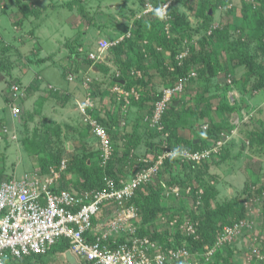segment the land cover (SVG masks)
Here are the masks:
<instances>
[{
    "label": "trees",
    "instance_id": "1",
    "mask_svg": "<svg viewBox=\"0 0 264 264\" xmlns=\"http://www.w3.org/2000/svg\"><path fill=\"white\" fill-rule=\"evenodd\" d=\"M148 1L151 5L159 7L168 0ZM214 1L200 0L199 3L201 8L197 16L203 20L201 27L204 32L210 29L209 22L212 20L213 13L221 8L225 1L228 2V0ZM71 5L68 4L69 8L72 7ZM20 8L22 19L38 18L42 15L41 11L34 10L27 5L22 4ZM209 12H211V15H209ZM227 12L228 16H231V19H233L231 24L228 23L230 26L224 29L211 30V35L209 36L204 34L198 45L199 47L189 46L188 53L183 58L181 64H179L176 58L183 51V49L181 51V40L170 38L164 30L162 19L155 14L136 20L133 25L134 27L130 30V38H124L117 45L111 46L106 51L110 55L108 56L106 53L109 62H99L89 59L88 55L94 53L96 49L92 52L93 50L89 51L87 48H82V45H80V48L77 46L74 48V44H69L71 59L76 58L78 51L82 50L80 53L85 54L82 62L83 66L97 68L99 73L104 76L109 75L111 68L108 64H112L114 69L120 73V78L112 76L108 85L115 84L122 86V82L124 81L123 87L127 91L135 89L139 92L138 100L130 98L132 107L137 108L138 118L135 124L132 125L131 133L127 132L126 124L123 125L125 128L119 125L122 113L121 105L118 103L116 105H118L119 110L115 114L113 124L109 125L105 120L97 118V123L107 130L106 132L112 139L111 143L114 150L110 159L106 164L103 163L100 160L98 150L89 152L88 154H86L87 152L83 153L81 157L72 154L71 160H68L67 166L64 164L65 168L60 173L64 174L68 169L70 173L77 176L79 180L78 184H73V192L63 187L62 184L56 186L54 183L50 188L55 193L62 190H67L77 194V196L95 193L104 190L108 180H113L115 183L122 180L125 176L124 170H136L132 168L134 163L131 162L139 159L136 151L141 142L139 133L143 127L141 116L144 115V112L152 115L156 102L162 97V91L159 92L157 89H153L155 81L158 78L161 80L160 84L165 88L173 87L182 81L184 82V89L179 95L180 97L172 100L165 114L162 116V129L146 130L148 134H153L149 141L147 139V146L149 152L154 155V158L150 163L141 165V167L145 168L155 165L157 156L163 152L165 136L170 148L179 147L196 152L214 147L223 131L228 134L233 130L234 126L230 123L231 115L239 113L242 107H237L236 101L234 104H231L229 100L224 98L223 94L230 90L226 81L229 80V84L233 82V85L240 88V92L242 90L244 95L253 92H264V61L254 51L255 48L257 50L260 49L264 57V0H242L239 9L230 8ZM169 14L172 17L170 21L172 24L171 31L174 34H178L179 39L191 40L192 35L189 33L190 25L187 17L177 9L170 10ZM250 19L254 23L251 27L252 30L249 27ZM21 21L20 19L17 25H21ZM129 29L126 31L123 28L122 36H126L129 33ZM231 29L235 30L239 35L238 40L232 43L230 42ZM248 33L251 34L247 35ZM118 39L119 37L111 41L114 42ZM144 42H147V45ZM206 45L209 46L208 50L204 49ZM211 46H215L214 49L217 50H214ZM226 47L229 48L227 49ZM167 53L169 54V59L166 66L164 55ZM77 69L80 70L78 64L75 71H78ZM132 70L139 71L142 77L138 79L132 77ZM192 73L195 74V77L188 79ZM16 83L19 85V82ZM90 84H88L87 89H93V93L90 92L92 97L96 94H101L102 86L106 85L96 83L90 86ZM99 97L103 99L104 96L101 95ZM112 99L115 104L114 97ZM175 102L179 103L178 106L173 105ZM214 115H217V117ZM186 116L193 118V126L200 122L206 123V130H202L199 136L197 133L199 124L192 128L191 125L189 126ZM247 126H250V128ZM244 127L248 128L247 133L244 131L248 140V147L255 152L262 153L264 151L263 122L260 121V126L256 128L253 125V120H251L249 123L244 124ZM42 128L45 140L47 139V142H49L48 144L51 143L50 137L55 138L61 144V130L58 125L51 120H47ZM188 133L198 136L189 138L187 137ZM45 140L41 136L36 137L35 135L31 139L27 138L23 140V145L27 146L30 154L38 157L37 167L40 169L41 174L47 173L48 169L52 167L56 171H59L62 162L65 163L60 152L49 157L39 156V150L45 143ZM194 141H197V143ZM209 161L200 165H194L181 163L178 160H166L159 170L158 178L140 187L135 192L134 198L129 203L137 208L138 216L141 219V227L137 230L138 236H147L161 243L164 249L184 246L198 259L202 258L200 260H203V253L205 254V250L211 248L216 243L223 227L233 225L235 222L243 219L242 208H239L241 205H238L235 201L226 202L217 209L211 208L213 202L215 203L216 201L218 190L210 186V184L203 186L201 183L202 174L209 170ZM129 162L131 163L130 165H128ZM176 166L183 167L189 173L193 170L192 167L196 166L195 168L198 169V172L195 177H187V180L177 182L171 176V171ZM1 180L0 175V184ZM162 182L167 187L173 188L179 186L184 189H190L187 198L191 199L192 204L197 209L189 211L187 207L188 203H186V200H182L180 201L179 212L173 213L172 208L163 203ZM201 187L202 189H200ZM199 190H202L203 194H199ZM161 217H167L168 221H171V225L167 224L165 232L160 229L162 227L161 224H158ZM185 220L196 224L194 226V235H187L181 231L180 227ZM262 230L264 231V225L262 226ZM117 242H122V239L117 240ZM67 250L68 243L62 241L54 246L45 256L51 254L54 257L55 254H62ZM235 251L241 250L237 246H223L209 259L212 264H233ZM45 256H30L21 260H14L8 264H32L35 260H43ZM260 264H264V261H260Z\"/></svg>",
    "mask_w": 264,
    "mask_h": 264
},
{
    "label": "rangeland",
    "instance_id": "2",
    "mask_svg": "<svg viewBox=\"0 0 264 264\" xmlns=\"http://www.w3.org/2000/svg\"><path fill=\"white\" fill-rule=\"evenodd\" d=\"M241 2L242 0L225 1L221 8L213 13L212 20L209 22L210 29L204 32L201 27L203 20L197 16L201 8L199 5L200 0H170L168 12L172 9H179L192 13V15L188 14L189 16L187 13L184 14L190 25L189 33L192 35V38L191 40L179 39V35L171 31V22L168 26L169 32H165L170 38L181 40V51L183 49L182 52L188 53L190 45L199 47L198 45L204 34L209 36L211 35V30L224 29L230 26L228 23L231 24L233 19H231V16H228L227 11L230 8L239 9ZM146 3V0H0V174L5 177L2 182L19 180V178L13 175L7 176L4 174L11 170L14 171L16 167L20 175H23V172L29 173L32 171L30 174L26 173L24 177L29 176L33 181H42L47 178L53 184L57 182L60 185L62 184L66 189L74 192L73 184L77 185L79 181L77 176L70 173L68 169L64 174L60 173L62 166L64 164L67 166L68 160H71L72 154L81 157L83 153L87 152L86 154H88L89 152L98 150L100 160L102 162L104 161L102 160V150L99 148V140L95 139L96 137L94 136L90 120L97 121L98 118L105 120L109 125L113 124L115 114L119 110L116 104L119 102L118 104L121 105L122 113L119 125L125 128L123 125L126 124L127 132H132V125L135 124L138 118L137 108L132 107L130 102L128 104H122V101L116 99L119 96L117 94H115L116 103H113L112 97H114V93L112 90L117 85L108 84L112 76L120 78V73L114 68H111L109 75H107L109 79L105 76L100 82V85H106L102 86L101 94H96V97L102 95L104 96L103 99L101 97H89L90 99L85 102L87 98L84 96L76 104V107L71 108L70 123L67 125L72 126L73 130L69 136L63 137V139L60 138L61 144L53 137L49 138L51 143L48 144L49 142H47V139L45 140V136L43 135L42 126L50 119L48 117L54 116L53 112L47 107L46 112L48 114L43 113L47 119L40 121L39 118L37 121V111L43 109L44 100L37 99L34 106H32L27 104L26 97L30 96L34 90L39 89V85H41L40 88L44 91H51L45 84L51 85L52 88H57V86L64 83L63 77H67L68 82L75 83L77 80L75 74H80L78 77L76 76L78 78L77 82L83 88L86 87V84L91 83L90 86H93L99 83L98 81L92 80L91 75L93 73L91 72L92 70H89L91 68L85 65L83 66L82 64L85 54H81L79 50L76 58L71 59L69 44H74V48L76 46L80 48V45H82V48H87L89 51L93 50L92 52H94L101 41L106 40L112 42L111 40L114 38L122 36L123 28L127 31L131 26L129 31L132 30L135 20L139 18L143 19L145 16L143 7ZM22 4L30 6L34 10L41 11L42 15L38 18L31 17L27 20L22 19V11L20 8ZM68 4H72V7L69 8ZM6 9L7 11H5ZM20 19L22 23L17 26V22ZM253 25V20L250 19V29ZM230 34L231 43L238 40L239 35L235 30L231 29ZM249 34L251 33L247 35ZM229 47L226 48L228 49ZM211 48L214 49L215 46H211ZM204 49L208 50L209 46L206 45ZM254 51L264 61L261 50L255 48ZM106 53L104 52L103 54L104 59L102 62H106ZM107 55L110 56L109 52ZM164 58L165 65L167 66L169 54L164 55ZM77 64L80 70L77 69L78 71H75ZM134 74V70H132L131 76L138 79L137 74ZM88 77L91 79V82L90 79L89 82L86 81ZM94 81L95 83H93ZM16 82H19L20 86ZM226 83L230 87V90L223 94L225 96L224 98L228 100V93L235 91L237 94L236 96H232L234 98L233 100L237 102V107H242L241 113L236 114L242 116V113H245V115L250 116V114L253 115L254 113L251 112L248 114L249 110L260 107L259 111L263 113L260 117L264 125V94L255 96V92H253L244 95L242 90L240 92V88L233 85V82L229 84L226 81ZM14 86H18L19 92L23 93L24 97H20V94H18L19 97H15L12 94L11 90ZM155 89L160 92L166 88L163 85H155ZM90 92L93 93V89ZM176 96L180 97L179 94ZM84 114H86L87 118H85ZM143 114L141 116L143 127L139 131L141 142L136 151L139 159L131 162L134 163L132 168L136 167L137 170L143 169L141 165L150 163L154 158V155L149 152L147 146V139L149 141L153 134H148L146 130H155L156 128L152 126V115L149 113L146 114L145 112ZM214 116L217 117V115ZM186 120L192 128L199 124V129L197 130L199 136L200 132L205 130L204 127H207L206 123L201 122L193 126V120L190 116H186ZM254 127L258 128L257 125H254ZM231 131L228 134L223 131L216 143H225L227 141L226 138L232 134ZM34 135L36 137L41 136L45 140V143L39 150V156L49 157L59 152L61 153L65 163L62 162L59 171H56L52 167L48 169L47 173L41 174L40 169L36 167L38 157L30 154L27 146L23 145L24 139H31ZM107 136L109 137L108 133ZM195 136L198 135L192 133H188L187 135L189 138H194ZM111 140V137H109V142L112 147ZM7 144L8 147L6 146ZM69 146L73 148L69 150ZM96 146H98V149ZM231 146L234 147L232 148ZM9 147H11L9 154L12 161L10 163L7 162L6 169L10 170L7 171L5 169L7 159L5 160L4 155ZM230 148H232V153ZM113 150L114 148L112 147V153ZM19 161L22 165H18ZM209 162V170L202 174L201 183L203 186L210 184V186L218 190L216 201L215 203L213 202L211 208L217 209L226 202L235 201L238 205H241L239 208H242L241 210L243 211V219L237 222L245 223L244 228L241 229V233L236 239L230 244L225 245H229V247L237 246L241 250L235 251L233 264H260V261H264V231L262 230V226L264 225V151L258 153L251 150L248 146L243 148L239 146L235 147V142L229 140L228 143L219 148L217 154ZM131 163L129 162L128 165ZM195 167L193 166V170L189 173L183 167L176 166L172 169L171 176L177 182L187 180V177L192 178L196 176L198 169ZM124 172L125 176L123 180L128 181L134 176L136 170L130 171V169H126ZM174 188H179L180 194L178 197H176L172 190ZM188 193L189 190L183 187H167V189H163V203L172 208L173 213L179 212L180 201L182 200H186V203H188L187 207L189 211L196 210L197 208L194 207L191 199L187 198ZM109 216L110 208L104 207L100 216L96 218V220L98 219L97 223L102 224ZM140 222L141 219L137 215L131 223L132 229L136 230L140 228ZM170 222L167 217H161L158 221V224L162 226L160 229L165 232L167 224H170ZM121 228L120 226L118 227L119 235L115 234V239L119 236H125V232ZM200 259L197 258L196 264H212L211 261ZM33 264L69 263L63 254H55L54 257L50 254L43 258V260L36 261Z\"/></svg>",
    "mask_w": 264,
    "mask_h": 264
},
{
    "label": "built area",
    "instance_id": "3",
    "mask_svg": "<svg viewBox=\"0 0 264 264\" xmlns=\"http://www.w3.org/2000/svg\"><path fill=\"white\" fill-rule=\"evenodd\" d=\"M169 6L170 0L160 7L147 4L143 13L160 17L166 23L168 32L171 20L168 12ZM130 36L129 32L114 42L101 41L96 51L90 53L88 58L93 61H103L104 52ZM186 55L187 52H182L177 56L179 64ZM193 77H195L194 73L190 74L188 79ZM86 81L89 82L88 79ZM228 82L230 83L229 80ZM183 89L184 82L180 81L173 87L162 91V97L156 102L151 116L153 127L158 130L162 129V116L172 99L180 95ZM112 91L121 96L126 104L129 103V98L136 95L134 90L125 91L119 86H115ZM11 92L15 97H19L18 94L24 97V94L19 92L18 86H14ZM250 117L251 115L244 116L246 121ZM90 124L93 127L94 136L99 140L102 160L106 164L112 155L109 137L104 127L95 120H90ZM206 128L204 127L205 130ZM166 139L165 136L163 152L157 156L155 165L137 170L128 181L122 179L115 183L113 180H108L106 188L95 193H87L83 196H77L67 190L55 193L50 188L53 184L50 180L45 184H39L37 180L29 182L27 178L23 181L2 182L0 184V264H7L33 255H47L62 241L68 243V251L80 264H195L191 262L195 255L184 246L164 249V246L148 237H138L136 230L131 227L133 219L138 215L137 208L129 202L140 187L158 178L159 170L166 160L200 165L214 157L228 138L225 143L218 142L212 148L196 152L179 147L170 148ZM64 168L63 165L61 169ZM161 186L167 189L165 183L162 182ZM172 190L178 197L179 188ZM187 190L190 191V189ZM198 193L203 194L201 190ZM110 204L113 205V209L105 223L104 231H96L95 218L104 207ZM195 225L185 220L180 229L187 235H194ZM119 226L122 227L125 236L115 239V234L119 235ZM244 226L245 223L237 222L223 227L216 243L205 250V259H209L222 246L236 239ZM118 238L123 241L118 243Z\"/></svg>",
    "mask_w": 264,
    "mask_h": 264
},
{
    "label": "crops",
    "instance_id": "4",
    "mask_svg": "<svg viewBox=\"0 0 264 264\" xmlns=\"http://www.w3.org/2000/svg\"><path fill=\"white\" fill-rule=\"evenodd\" d=\"M146 2H147V4H149L150 2L148 1V0H146ZM144 8V7H143ZM8 9V8H7ZM7 9L5 10V11H7ZM179 10V9H178ZM180 11V13H182V14H186L187 13V15L188 14H190V15H192V13L191 12H189V11H187V10H179ZM148 16H150V15H146V16H144L143 17V19L144 18H146V17H148ZM189 16V15H188ZM136 20H140V19H136ZM135 20V21H136ZM18 26V25H17ZM130 28H131V26H130ZM130 32V31H129ZM169 32V31H168ZM167 32V33H168ZM83 34H87V33H83ZM130 35H131V33H130ZM121 37H124V36H121ZM121 37H119V38H121ZM130 38V37H129ZM144 44H146L147 45V42H144ZM107 60H108V58L106 57V59H105V61L107 62ZM108 62H109V60H108ZM52 64V63H51ZM109 65V67L110 68H114L113 66H112V64H108ZM89 70H92L91 72L93 73L92 75H91V78H92V80H95V81H98L99 83L102 81V79H103V77H105L103 74H101V73H99V71H98V69L97 68H91V69H89ZM28 72V71H27ZM26 72V73H27ZM134 73L135 74H137V76H138V78H141L142 76H141V73L139 72V71H134ZM134 74V75H135ZM80 75V74H79ZM79 75H77V74H75V78L77 79L76 80V82L74 83V82H68L67 81V77L65 78V77H63V79H64V83H62L60 86H57V88H52V86L51 85H49V84H45V85H47L48 86V88L51 90V91H44L43 89H41L40 88V86L41 85H39V89H37V90H34V92L30 95V96H27L26 98H27V104L28 105H32V106H34V104H35V102L37 101V99H42V100H44L43 102V109H40V111H37V121H38V119L40 118V121H42L43 119H47L46 118V116L45 115H43V113H45V114H48L47 112H46V108L48 107V108H50V111L51 112H53V115L54 116H50V117H48V118H50L49 120H51V121H53L56 125H58L59 127H60V130H61V139H63V137H67V136H69V134L72 132V130H73V127L72 126H69V125H67L68 123H70V117H71V108H74V107H76V104H78L83 98H84V96H85V98H87L86 99V101L85 102H87L90 98L89 97H92L91 96V93H90V90H88L87 88H88V84H86V87H81L79 84H78V76ZM77 76V77H76ZM42 77V76H41ZM41 77H39V78H41ZM88 80L90 79L89 77L87 78ZM90 82H91V79H90ZM161 83V80H160V78H158L156 81H155V84H154V88L153 89H155V85H157V86H162V84H160ZM123 85H124V81L122 82V86H120V85H118L120 88H122L123 90H125V91H127L124 87H123ZM46 86V87H47ZM51 87V88H50ZM131 90H134L135 91V93H136V95L135 96H132V98H135L136 100H138V98H139V92L138 91H136L135 89H131ZM130 90V91H131ZM114 93V99H115V92H113ZM36 94V95H35ZM142 94V93H141ZM236 94H237V92H235V91H232V93H228V100L230 101V103L231 104H234V102H235V100H233L234 98L232 97L233 95H235L236 96ZM259 94H264V92H259V93H255L254 95L256 96V95H259ZM40 95V96H39ZM86 96H88V97H86ZM37 97V98H36ZM93 97H95V98H97L96 97V95H94ZM242 98V97H241ZM116 99L117 100H120V101H122V103L124 102V99L121 97V96H118V97H116ZM98 100V99H97ZM99 101V100H98ZM84 102V101H83ZM129 102H130V98H129ZM119 103V102H118ZM124 103H126V102H124ZM178 102H177V105L176 106H178ZM87 107V106H86ZM259 108L260 107H258V108H256V109H253V110H249V112H248V114H250L251 112H253L254 114L252 115V114H250L251 115V117H250V119H248V121H246L245 119L246 118H244V116H248V115H245V113L243 114L242 113V116L240 115V116H238L236 113H233L232 115H231V118H230V123L234 126V128H233V130L232 131H236L234 134H233V136H231V141H233V142H235V147L236 146H239V147H245V146H248L249 144H248V140H247V137H246V134L244 133V131H246V133H247V129L248 128H250V126H247L248 128H245V127H243L244 126V124H247V123H249L251 120H253V125H257L258 127L260 126V121H262L263 122V120L261 119V114H263L262 112H260V113H258L259 112ZM69 109H70V111H69ZM42 111H44V112H42ZM85 111H86V108H85ZM90 111V110H89ZM39 112V113H38ZM85 113V112H84ZM241 113V112H240ZM84 116H85V118H87L86 117V114H84ZM192 120H193V118H192ZM217 120V119H216ZM56 121V122H55ZM97 122V121H96ZM71 125V124H70ZM107 133V132H106ZM95 139H97V138H95ZM5 141H6V139H5ZM195 143H197V141H194ZM8 143V142H7ZM100 145V144H99ZM7 147H8V144L6 145ZM7 147H5V148H7ZM97 147V149H98V146H96ZM232 147V146H231ZM234 147V146H233ZM232 147V148H233ZM10 148L11 147H9L8 149H7V151H6V154L4 155L5 156V160H6V163H5V169H6V167H7V162L8 163H10L12 160L10 159V154H9V150H10ZM73 147L72 146H69V150H71ZM99 148H100V146H99ZM232 148H230V151H231V153H232ZM8 153V154H7ZM18 165H22V163H20V161H19V164ZM37 167V166H36ZM38 168V167H37ZM39 169V168H38ZM7 170V169H6ZM17 168L15 167V169H14V171L13 170H7V171H10V172H5L4 174L5 175H7V176H11V175H13V176H15L16 178H19V180H17L16 178V180L17 181H23V180H25L26 178L29 180V182H33V179L32 178H30L29 176L28 177H24V175L26 174V173H28V172H23L22 174L23 175H20V173H18L17 172ZM34 170H35V168H34ZM30 172H32V171H30ZM30 172L28 173V174H30ZM215 173H217V172H215ZM1 175V174H0ZM24 177V178H23ZM3 178H5L4 177V175L2 176L1 175V179L3 180ZM131 179V178H130ZM2 180H1V182H2ZM35 181V180H34ZM38 182H39V184H45L46 183V181H48L47 180V178H45L44 180H42V181H40V180H37ZM55 185L56 186H58V183L57 182H55ZM55 185H53V186H55ZM113 205L112 204H110V206H106V207H110V210H112L113 209V207H112ZM105 207V208H106ZM103 210H104V208H103ZM101 214V213H100ZM110 215H111V211H110ZM100 216V215H99ZM110 217V216H109ZM109 217L107 218V219H105L104 220V222H102V224H104L103 226H102V224H98L97 223V220L95 219L94 220V228H95V230L96 231H99V232H101L102 231V229H103V227L105 226V223H106V221L109 219ZM65 253H67V251L65 252ZM65 253H62L63 255H64V257H65ZM56 255H61V254H56ZM46 257V256H45ZM37 260H35V261H33L32 262V264L34 263V262H36ZM13 262V261H12ZM8 264V263H7Z\"/></svg>",
    "mask_w": 264,
    "mask_h": 264
},
{
    "label": "clouds",
    "instance_id": "5",
    "mask_svg": "<svg viewBox=\"0 0 264 264\" xmlns=\"http://www.w3.org/2000/svg\"><path fill=\"white\" fill-rule=\"evenodd\" d=\"M149 4H150V3H149ZM146 5H147V4H146ZM146 5H145V6H146ZM150 5H151V4H150ZM145 6H144V8H145ZM152 6H153V5H152ZM144 8H143V9H144ZM149 15H153V14H149ZM145 16H146V15H145ZM139 19H142V18H139ZM162 21H163V20H162ZM163 23H164V30L166 31V23H165L164 21H163ZM169 24H170V23H169ZM166 32H167V31H166ZM163 90H164V89H163ZM163 90H162V91H163ZM176 97H177V96H176ZM174 98H175V97H174ZM174 98H173V99H174ZM173 99H172V100H173ZM171 102H172V101H171ZM231 132H232V134L228 137L229 140L231 139V136H233V134H234L236 131H231ZM229 140H228L226 143H228ZM226 143H225V144H226ZM145 168H147V167H145ZM138 170H139V169H138ZM136 171H137V169H136ZM137 212H138V210H137ZM137 214H138V213H137ZM99 215H100V214H99ZM99 215L97 216V218L99 217ZM95 219H96V218H95ZM226 226H227V225H226ZM105 227H106V226H105ZM105 227H103V229H102L103 231H104ZM137 230H138V229H136V235H137ZM137 236H138V235H137ZM138 237H141V236H138ZM144 237H147V236H144ZM150 239H151V238H150ZM118 240H120V239L118 238ZM122 241H123V239H122ZM153 241H155V240H153ZM156 242H157V241H156ZM157 243H159V242H157ZM159 244H161V243H159ZM229 244H230V243H229ZM225 245H227V244H225ZM225 245H224V246H225ZM222 247H223V246H222ZM67 252H69V251L67 250ZM33 256H37V255H33ZM44 256H45V255H44ZM202 256H203V259H205V257H204V253H203ZM29 257H30V256H29ZM205 260H206V261H210V259H205ZM196 261H197V257L194 256V257L191 259V262H193V263L196 264ZM178 264H180V263H178ZM183 264H184V263H183Z\"/></svg>",
    "mask_w": 264,
    "mask_h": 264
},
{
    "label": "water",
    "instance_id": "6",
    "mask_svg": "<svg viewBox=\"0 0 264 264\" xmlns=\"http://www.w3.org/2000/svg\"><path fill=\"white\" fill-rule=\"evenodd\" d=\"M209 15H211V12H209ZM174 106L177 105V102L173 104ZM65 258L68 261L69 264H80L72 255L70 252L65 253Z\"/></svg>",
    "mask_w": 264,
    "mask_h": 264
}]
</instances>
